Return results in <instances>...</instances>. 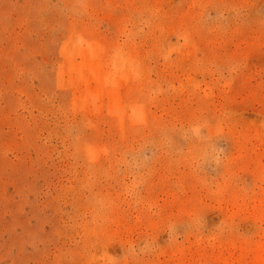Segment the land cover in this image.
Here are the masks:
<instances>
[{
	"label": "rangeland",
	"instance_id": "374dc122",
	"mask_svg": "<svg viewBox=\"0 0 264 264\" xmlns=\"http://www.w3.org/2000/svg\"><path fill=\"white\" fill-rule=\"evenodd\" d=\"M0 264H264V0H0Z\"/></svg>",
	"mask_w": 264,
	"mask_h": 264
}]
</instances>
